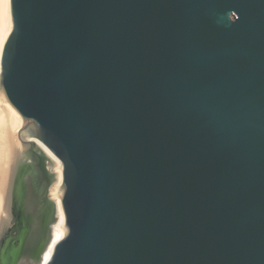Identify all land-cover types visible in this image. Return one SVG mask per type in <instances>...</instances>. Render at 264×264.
I'll use <instances>...</instances> for the list:
<instances>
[{
    "label": "water",
    "instance_id": "1",
    "mask_svg": "<svg viewBox=\"0 0 264 264\" xmlns=\"http://www.w3.org/2000/svg\"><path fill=\"white\" fill-rule=\"evenodd\" d=\"M10 10L0 95L62 163L46 264H264V0Z\"/></svg>",
    "mask_w": 264,
    "mask_h": 264
},
{
    "label": "bare ground",
    "instance_id": "2",
    "mask_svg": "<svg viewBox=\"0 0 264 264\" xmlns=\"http://www.w3.org/2000/svg\"><path fill=\"white\" fill-rule=\"evenodd\" d=\"M10 0H0V61L5 42L12 30ZM32 142L24 130V124L18 113L0 95V244L13 218L14 196L17 187L21 163L27 158V149ZM49 160L48 170L54 178L56 195V217L51 228V235L45 242L41 253L37 246L42 239V219L39 205L40 197L33 193L35 179L31 175L26 186L24 207L28 225L36 221V226L28 233L24 246L21 248L17 264H46L55 244L60 241L66 231L65 217L61 208L62 194V163L40 144L36 146ZM31 211V213H29ZM39 212V213H38ZM31 224L29 229H31Z\"/></svg>",
    "mask_w": 264,
    "mask_h": 264
},
{
    "label": "rangeland",
    "instance_id": "3",
    "mask_svg": "<svg viewBox=\"0 0 264 264\" xmlns=\"http://www.w3.org/2000/svg\"><path fill=\"white\" fill-rule=\"evenodd\" d=\"M34 151H36L43 159V168L42 164L39 158L35 157L32 151L31 147H28L27 149V158L21 163V167L18 174V181H17V187L16 192L14 196V205H13V218L10 222V226L8 227V230L4 234L3 241L0 244V264H13L14 258L13 254L18 250L19 248H22L24 246L25 239L28 236V233L32 231V229L36 226V221L32 219L31 222V229H29L28 221L29 217H26V213L24 212V197L26 195V186L25 184L28 183V180L30 179L31 175L35 179L36 174L38 177L40 176L42 179L44 177V173H46V177L48 178V183L45 184L47 187V192L50 191V198L47 197V201L45 203V206H41V210L43 208L44 214L42 219V228L41 233L42 239L40 243L37 246V253H41V250L43 249V246L47 239L51 235V228L53 224L55 223V216H54V209L56 205V195H55V189L53 187L54 185V178L52 174H50L48 167H49V160L46 156H44V153L41 152V150L37 147H35ZM40 186H36L33 193H37L40 197L39 193ZM53 193V196H52ZM40 199V198H39ZM41 202V200H40ZM31 213V211L29 212ZM39 213V212H38ZM42 215V214H41ZM21 250V249H20Z\"/></svg>",
    "mask_w": 264,
    "mask_h": 264
},
{
    "label": "flooded vegetation",
    "instance_id": "4",
    "mask_svg": "<svg viewBox=\"0 0 264 264\" xmlns=\"http://www.w3.org/2000/svg\"><path fill=\"white\" fill-rule=\"evenodd\" d=\"M48 178L46 177V173H44V177L43 179L38 175L36 174V177H35V184L36 186H40L39 188V193H40V200H41V205H39V208H41V206H45V203L47 201V197L51 200L50 198V191L49 193L47 192V186L45 184L48 183ZM52 196H53V193H52ZM54 198V196H53ZM44 208V207H43ZM43 208H42V211H41V217L43 218V215L44 214V211H43ZM41 210V209H40ZM54 216L56 217V205H55V209H54ZM35 216H32V219H34ZM55 220V219H54Z\"/></svg>",
    "mask_w": 264,
    "mask_h": 264
}]
</instances>
